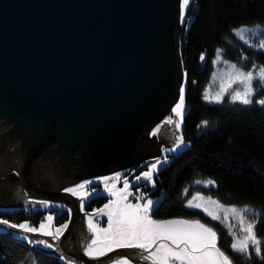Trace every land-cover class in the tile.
<instances>
[{"label":"water","instance_id":"water-1","mask_svg":"<svg viewBox=\"0 0 264 264\" xmlns=\"http://www.w3.org/2000/svg\"><path fill=\"white\" fill-rule=\"evenodd\" d=\"M180 1L0 0V201L17 184L67 206L56 247L76 262L117 252L83 253L82 207L66 189L148 165L166 143L155 129L185 78Z\"/></svg>","mask_w":264,"mask_h":264},{"label":"trees","instance_id":"trees-1","mask_svg":"<svg viewBox=\"0 0 264 264\" xmlns=\"http://www.w3.org/2000/svg\"><path fill=\"white\" fill-rule=\"evenodd\" d=\"M256 27L261 28L264 45V0L189 1L178 37L185 77L186 113L180 131L185 148L169 156L170 162L153 176V187L139 185L146 198L161 199L153 211L154 220L182 219L209 226L218 235L219 250L232 264H264V106L256 102L259 92L247 105L231 103L227 98L210 104L204 97L218 50L224 60L244 71L264 67V48L250 47L234 35L239 28ZM197 181L212 183L203 186ZM194 194L227 206L253 208L259 214L255 235L261 242V254L252 247L247 252L232 251L231 237L218 223L200 211L186 208ZM108 199H91L83 211L100 208ZM55 213L59 215L54 225H66L69 214L63 208L0 209V220L37 227L46 214ZM0 264L62 263L53 255L0 234Z\"/></svg>","mask_w":264,"mask_h":264},{"label":"rangeland","instance_id":"rangeland-1","mask_svg":"<svg viewBox=\"0 0 264 264\" xmlns=\"http://www.w3.org/2000/svg\"><path fill=\"white\" fill-rule=\"evenodd\" d=\"M241 29H244V31L241 32L240 31ZM260 30L261 28L259 27L258 28L257 27L256 28H239L234 31V35L237 38H239L242 42H244L246 45L253 47L257 50H263L264 47H262L263 41L261 40V37H260V33H261ZM261 68H264V67L254 66L251 70L244 71L241 68H239L237 65L224 60L222 57L221 51L218 50L213 60V70L210 75L208 85L206 87L204 100L210 104H213V103L220 102L223 98H227L231 103L243 104L239 100L234 101L232 99V97L235 95L236 92H240L241 95H243L245 91V85L241 82L240 79L236 78L238 72H243V73L252 72L253 73L254 78L251 81V86L254 91L250 99L253 100V98L256 96V93L258 94L259 92V97H257L256 100L257 101L264 100V86H262L261 81L257 75ZM183 89L185 91V81L183 84ZM176 105L172 108V110L170 111L166 119H164V121L158 125L159 127L165 125L166 126L165 131L167 133L163 139L166 142L165 143L166 145L165 144L161 145L160 154L159 156H157L158 158L156 159L154 157L150 158L151 162L148 165H146V163L143 164V166L140 167L139 170H136V171H134V169L124 170L122 172L112 173L107 176L83 180L78 183H75L74 185L68 188V189L78 188V186L81 184L85 185L83 189H78L75 195L72 194L71 192H68L70 195H72L74 198H76L79 201L81 207L85 203L89 202L91 199H96L98 197H108L109 198L108 201L100 208H95L90 212H83V210H81L80 225L78 223L75 227V230H76V236L79 237L78 240H79L80 249L83 251L84 254H85L87 247L91 244L93 239L98 238L97 245L93 246L96 248L102 247L103 244L106 242L108 233H106L104 230H108L110 227L108 213L109 211H111L113 208L116 207L115 204L111 203L113 201H117L119 203V206L123 207L124 205H129V204L131 205L139 204L143 206L144 203H146L148 200H151L155 202V206L148 212V217L152 221H155V222L186 221V222H192V223L197 222V221H188V220H182V219H174V220H168V221L154 220L152 217V214H153V211L157 208L161 199L153 200V199L146 198L140 191L141 186H139L145 183L149 185L150 187H153L154 185L153 176L158 172L159 169H161L163 166L167 165L170 162L171 157L169 156L182 152L185 148L184 143L180 144L179 147H177V144L179 143L177 138L180 137L179 133L182 128L183 116L186 113V108L183 104L182 109H178V111L181 114L177 115L175 112H173V109L176 107ZM169 119L171 120V123H166V121H168ZM159 127H156L155 131L158 132ZM173 149L175 150L173 151ZM152 165L156 166L155 169L151 168ZM145 166H146V169H145ZM150 169L152 170V177L150 180H146L144 179L143 174L145 172H148ZM126 184H127V189L125 192ZM197 184H200L203 186L210 185L207 182H200ZM14 186H16V188L12 190L11 198H9V201H4V202L0 201V209H13V208L22 207V208L42 209V210L48 211V210H51L52 208H59V209L63 208L70 215V212L67 206L53 204V203L51 204L48 202H43L42 200H39V199H35V200L27 199L26 196L22 197L23 194L21 192H20L22 194L21 196L17 194V191H20V189L19 187L17 188V184H15ZM109 188H111V194L107 190ZM126 193H131V194L127 195L126 199H122V197H124ZM197 197L198 199H194ZM189 201H192L193 204H198L200 206L199 207H189L188 206ZM213 201L215 200L209 197L203 196L201 194H194L186 202V208L190 210H197V211L204 213L211 221L218 223L221 226V228L227 232L229 237H231L232 244L233 243L239 244L241 241L244 240L246 236V233L242 230L243 227H246L249 221L255 219L254 217L256 216L257 212L255 213V211L253 210L252 212L244 213L243 209L246 206H243V207L227 206L217 201H215L216 203H213ZM106 205H108L109 207L106 208L105 207ZM233 208L237 209L235 213L230 211V209H233ZM249 208L253 209L251 207ZM209 213H212L213 215L217 216V219L215 220L212 219V216L209 215ZM58 215H59L58 213L46 214L44 220L37 227L30 226L28 223H22V224H27V226L30 228L37 229L36 232H28V231H24L18 228H11V227H8L7 225L0 224V234L12 237L16 240L26 243L27 245L33 248L39 249L50 255L56 256L62 264H82L62 254L61 251L56 247V243L58 239H60V237L62 236L66 228L64 227L65 225L61 227H57L54 225V218ZM49 217H52V219L49 220L48 219ZM242 218L244 219L243 225L241 224ZM199 223L203 224L201 222ZM42 225L44 226L43 229H41ZM203 225L210 228L209 226L205 224ZM57 229L61 230L59 234H57ZM44 232H48L50 234L45 235L43 234ZM38 241H44L45 243L41 244V243H38ZM156 243L157 244L166 243L169 245V247H173V248L175 247V245H173L171 241L158 240ZM218 243H219V238L217 235V238H216L217 248H218ZM48 244H51L52 247L51 248L48 247L47 246ZM247 244H248V249L252 247L255 250L256 246L253 245L251 241H247ZM155 248H156V245H153V247L149 250V252H142L138 248H126V247L121 248V247L113 246V249L111 251L105 250L103 255H95L92 258L102 257L106 254L117 252L116 256L110 258L106 262V264H124L125 261H127V264H151L150 260H145L142 257L149 256L150 252L155 251ZM232 251L234 250L232 249ZM234 252L242 253L239 251H234ZM176 264H179V262H176Z\"/></svg>","mask_w":264,"mask_h":264},{"label":"snow or ice","instance_id":"snow-or-ice-1","mask_svg":"<svg viewBox=\"0 0 264 264\" xmlns=\"http://www.w3.org/2000/svg\"><path fill=\"white\" fill-rule=\"evenodd\" d=\"M189 4V0H181V16L183 18V10ZM241 32L244 29L240 30ZM264 47V45H262ZM235 67V66H233ZM258 78L261 81L262 86H264V68H261L259 73L257 74ZM237 79H240L241 82L245 85V91L243 95L240 92H236L232 97L234 101L239 100L243 104L247 105L252 103L250 97L253 95V88L251 86V81L253 80V73H237ZM223 91V89H222ZM183 92L184 89L181 87V97L180 102L173 109L177 115L181 113L178 109H182L183 107ZM260 105L264 106V100L256 101ZM166 123H171L169 119ZM206 123V122H205ZM178 127V125H177ZM155 134V132L153 133ZM177 140L180 144L183 143L182 137H178ZM175 149H173L174 151ZM155 165H152L151 168L155 169ZM144 179L150 180L152 177V170L150 169L148 172L143 174ZM139 179V178H138ZM200 183V181H197ZM207 183H212L211 181ZM85 187L84 184L78 186V188L66 189V191L71 192L72 194H76L78 189H83ZM127 189V184L125 185V192ZM111 194V188L107 189ZM131 193H126L122 199H126L127 195ZM194 199H198L194 198ZM115 204L116 207L113 208L108 213L110 227L108 230H104L108 233V237L106 242L102 247L96 248L93 247L97 245L98 238L93 239L91 244L87 247L85 251V255L94 257L95 255H103L105 250L111 251L113 246L121 247V248H138L142 252H149V250L156 245L155 251L150 252L149 256L142 257L145 260H150L151 264H232L229 257L221 252L216 246V238L217 234L211 228L200 224L197 222H186V221H168V222H155L152 221L148 217V212L155 206V202L148 200L143 206L137 205H124L123 207L119 206L117 201L111 202ZM213 203H216L213 201ZM189 207H199L198 204H193L192 201L188 202ZM109 207L108 205L105 206ZM103 211V210H101ZM233 213L237 211V209H230ZM253 210L249 207H245L243 209L244 213L252 212ZM212 216V219H217V216L209 213ZM259 214H256V218L249 221L246 227H243V231L246 233V236L243 241L239 244L233 243L232 249L234 251L239 252H247L248 244L247 241H251L253 245H255V251L258 255L261 254V248L259 247L260 241L257 239L255 235L256 224L259 222ZM49 220L52 217L48 218ZM0 224L7 225L11 228H18L28 232H36L37 229L30 228L27 224H9L7 220H0ZM91 224V222H90ZM241 224H244V219H241ZM43 225L41 229H43ZM64 227H67L65 225ZM60 229H57V234L60 233ZM43 234L49 235L50 233L44 232ZM26 238V237H25ZM58 238V236H57ZM160 241H171L175 247H169L166 243L156 242ZM110 241V242H109ZM38 243L44 244V241H38ZM183 245V246H181ZM48 247H52L51 244L47 245ZM127 264V261L124 262Z\"/></svg>","mask_w":264,"mask_h":264},{"label":"flooded vegetation","instance_id":"flooded-vegetation-1","mask_svg":"<svg viewBox=\"0 0 264 264\" xmlns=\"http://www.w3.org/2000/svg\"><path fill=\"white\" fill-rule=\"evenodd\" d=\"M157 127H159V126H157ZM166 126L164 125L163 127H159V129H158V132H161L162 134L164 133L165 135H164V137L166 136ZM157 132V131H156ZM145 164V163H144ZM143 166V164L142 165H140L138 168H136L134 171H136V170H139L140 169V167H142ZM83 206L84 205H82V210H83ZM84 212V211H83Z\"/></svg>","mask_w":264,"mask_h":264},{"label":"bare ground","instance_id":"bare-ground-1","mask_svg":"<svg viewBox=\"0 0 264 264\" xmlns=\"http://www.w3.org/2000/svg\"><path fill=\"white\" fill-rule=\"evenodd\" d=\"M179 10H180V14H181V1H180V4H179ZM183 14H184V10H183ZM26 195H27L28 199L32 198L30 195H28V194H26ZM77 239H78V236H77ZM77 244L79 245V240H77Z\"/></svg>","mask_w":264,"mask_h":264}]
</instances>
